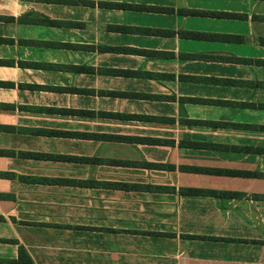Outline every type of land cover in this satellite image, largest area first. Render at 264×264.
<instances>
[{"label": "crops", "instance_id": "crops-1", "mask_svg": "<svg viewBox=\"0 0 264 264\" xmlns=\"http://www.w3.org/2000/svg\"><path fill=\"white\" fill-rule=\"evenodd\" d=\"M20 249L264 264V0H0V264Z\"/></svg>", "mask_w": 264, "mask_h": 264}, {"label": "trees", "instance_id": "trees-1", "mask_svg": "<svg viewBox=\"0 0 264 264\" xmlns=\"http://www.w3.org/2000/svg\"><path fill=\"white\" fill-rule=\"evenodd\" d=\"M208 194H210L214 198L222 197V195L216 192H209ZM19 264H33L32 260L30 259V257L28 256V254L26 253L24 249H20Z\"/></svg>", "mask_w": 264, "mask_h": 264}]
</instances>
